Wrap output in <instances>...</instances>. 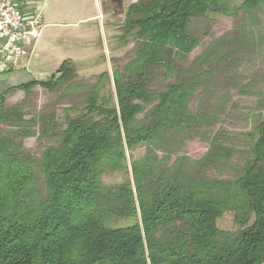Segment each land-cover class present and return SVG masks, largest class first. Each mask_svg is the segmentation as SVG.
<instances>
[{"label": "trees", "instance_id": "1", "mask_svg": "<svg viewBox=\"0 0 264 264\" xmlns=\"http://www.w3.org/2000/svg\"><path fill=\"white\" fill-rule=\"evenodd\" d=\"M227 2L136 0L122 24L135 56L123 69L76 81L80 65L67 58L0 92V264L264 262V119L252 114L239 135L214 129L230 90L253 94L235 59L256 43L264 54V0ZM211 14L241 23L182 65L199 44L190 26ZM160 71L171 80L154 88ZM35 87L77 99L60 117L7 103ZM31 136L38 157L24 145ZM193 139L208 144L199 158L179 153ZM109 173L123 180L106 184ZM227 212L234 229L218 226Z\"/></svg>", "mask_w": 264, "mask_h": 264}, {"label": "rangeland", "instance_id": "2", "mask_svg": "<svg viewBox=\"0 0 264 264\" xmlns=\"http://www.w3.org/2000/svg\"><path fill=\"white\" fill-rule=\"evenodd\" d=\"M135 1L122 0L121 7L116 8L107 0H80V3L79 0H48L45 13H50L52 16V24H47L43 12L45 26L42 32L48 26L47 31H44L49 36L46 43L47 51L44 52L52 55L54 60L55 58H62L61 60L69 58L75 61L76 65H80L78 66L76 81H95L101 72L107 71L112 75L114 68L123 69V66L135 56L136 41L132 34L122 37L125 10L128 4ZM241 1L228 0L227 4L233 6ZM258 14L261 19L264 18L263 11L258 12ZM240 17V14L236 17L211 14L207 18L195 19L188 33L198 37L199 44L185 60L181 61L182 65H188L214 39L228 35L241 23ZM85 18L89 19L84 20ZM253 27L257 28V26ZM260 35L264 38V30L260 32ZM45 36L47 37V35ZM258 46L256 43L254 48H248L239 53L235 59V65H239L241 81L253 84V94L230 90L225 112L219 116V121L214 129L221 128L231 135H239L252 128L255 120L252 114L260 113L264 119V105L261 108L258 102L259 99H262L260 93L264 94V54L259 52ZM50 74L52 71L45 72L39 77L46 79ZM170 80L160 71L159 75L154 77L151 86L158 88ZM110 86L112 88V85ZM196 96L190 102L191 109H194L199 101L198 95ZM76 99V93L61 95L60 91L49 92L40 87H35L28 93L16 91L9 95L7 103L23 102L26 115L29 117L40 110L55 111L60 117L63 107L76 101ZM24 145L31 154L36 157L40 156L43 147L35 136L24 139ZM207 148V142L193 139L187 141L179 153L190 158H199L206 152ZM142 152L143 149H140L136 150L134 154L138 156ZM122 180V175L119 173H109L102 176V181L106 184L119 183ZM217 223L222 229L235 228L232 223V215L228 212Z\"/></svg>", "mask_w": 264, "mask_h": 264}, {"label": "built area", "instance_id": "3", "mask_svg": "<svg viewBox=\"0 0 264 264\" xmlns=\"http://www.w3.org/2000/svg\"><path fill=\"white\" fill-rule=\"evenodd\" d=\"M44 26L37 0H0V75L25 68Z\"/></svg>", "mask_w": 264, "mask_h": 264}, {"label": "crops", "instance_id": "4", "mask_svg": "<svg viewBox=\"0 0 264 264\" xmlns=\"http://www.w3.org/2000/svg\"><path fill=\"white\" fill-rule=\"evenodd\" d=\"M19 1L25 3V5L27 6V3L30 2L31 0H19ZM37 1L39 2V5L43 9V12L45 14L44 18L46 19L47 24L51 25L52 16L50 15V13L49 14L45 13V8L47 6L48 0H37ZM88 19L89 18H85L84 20H88ZM47 29L48 26L44 30L47 31ZM44 30L40 38L37 40L31 55L27 60L24 61L23 64L25 65V68L16 69L0 75V92L9 87L26 83L32 79H40L41 77L39 76H41L45 72L52 71L53 73V71H55L60 65V63L64 60V58L63 60H61L62 58L61 59L55 58L54 60L52 55H48L47 53L44 52L47 51L46 43L48 42V38H49L48 34H46ZM45 35H47V37ZM261 264H264V262H262Z\"/></svg>", "mask_w": 264, "mask_h": 264}, {"label": "flooded vegetation", "instance_id": "5", "mask_svg": "<svg viewBox=\"0 0 264 264\" xmlns=\"http://www.w3.org/2000/svg\"><path fill=\"white\" fill-rule=\"evenodd\" d=\"M109 3H112L116 8H120L122 5V2H119V0H107Z\"/></svg>", "mask_w": 264, "mask_h": 264}, {"label": "water", "instance_id": "6", "mask_svg": "<svg viewBox=\"0 0 264 264\" xmlns=\"http://www.w3.org/2000/svg\"><path fill=\"white\" fill-rule=\"evenodd\" d=\"M119 2H122V0H119Z\"/></svg>", "mask_w": 264, "mask_h": 264}]
</instances>
